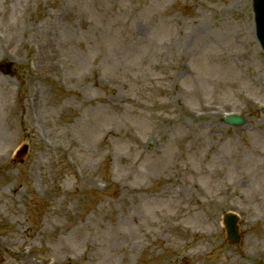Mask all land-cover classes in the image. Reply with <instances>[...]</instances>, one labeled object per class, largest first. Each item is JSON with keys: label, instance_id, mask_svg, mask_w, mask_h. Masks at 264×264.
Segmentation results:
<instances>
[{"label": "rangeland", "instance_id": "obj_1", "mask_svg": "<svg viewBox=\"0 0 264 264\" xmlns=\"http://www.w3.org/2000/svg\"><path fill=\"white\" fill-rule=\"evenodd\" d=\"M7 59L0 264H264L251 0H0Z\"/></svg>", "mask_w": 264, "mask_h": 264}, {"label": "water", "instance_id": "obj_2", "mask_svg": "<svg viewBox=\"0 0 264 264\" xmlns=\"http://www.w3.org/2000/svg\"><path fill=\"white\" fill-rule=\"evenodd\" d=\"M253 9L255 13V23L257 37L264 49V0H253ZM11 64L0 65L3 73H10ZM226 123L233 126H240L244 123L241 118L228 117ZM224 224L226 226L228 241L232 243L238 242L239 236L236 233V217L230 214L224 216Z\"/></svg>", "mask_w": 264, "mask_h": 264}, {"label": "bare ground", "instance_id": "obj_3", "mask_svg": "<svg viewBox=\"0 0 264 264\" xmlns=\"http://www.w3.org/2000/svg\"><path fill=\"white\" fill-rule=\"evenodd\" d=\"M36 99H37V96L36 94L35 95H31V100H30V103L34 106L36 104Z\"/></svg>", "mask_w": 264, "mask_h": 264}]
</instances>
